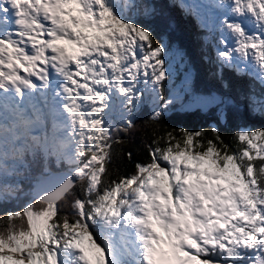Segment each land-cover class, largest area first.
I'll list each match as a JSON object with an SVG mask.
<instances>
[{
    "label": "snow or ice",
    "instance_id": "6c2138e0",
    "mask_svg": "<svg viewBox=\"0 0 264 264\" xmlns=\"http://www.w3.org/2000/svg\"><path fill=\"white\" fill-rule=\"evenodd\" d=\"M180 6L225 88L228 69L264 89V0ZM157 14L142 0H0V207L32 181L0 213V264H264V128L233 147L215 125H163L177 104L226 122L235 102L166 94L169 45L139 22ZM244 99L264 117V91ZM145 106L150 161L113 178Z\"/></svg>",
    "mask_w": 264,
    "mask_h": 264
},
{
    "label": "trees",
    "instance_id": "16d2710c",
    "mask_svg": "<svg viewBox=\"0 0 264 264\" xmlns=\"http://www.w3.org/2000/svg\"><path fill=\"white\" fill-rule=\"evenodd\" d=\"M145 3L154 4L158 14L151 19H140V23L149 25L154 31L157 39L166 42L183 53L192 71V89L197 94L208 95L217 93L230 97L235 106L227 109L228 117L226 122H221L218 116V108L212 107L207 111L193 110L179 112L173 110L164 120L163 125L169 129L184 128L190 131L201 129L210 130L215 125L219 128L226 143L235 146L234 134L242 129L252 130L264 128V117L254 115L248 108L245 95L250 89H255L257 93L264 91L258 81L251 77L238 76L233 71L224 70V80L228 87L225 88L223 82L214 75L217 65L214 62V53L211 46L204 44V37L207 36L204 30L196 23V18L187 14L178 7V0H142ZM206 57H213L212 62ZM151 108L145 106L139 113L136 120V128L123 138L128 143L123 149L117 150L114 157L113 167L116 171L113 178L119 175H131L135 172L136 163H147L150 161L148 145L151 144L152 124L149 121ZM209 135L210 131H209ZM131 151L133 159L129 160L127 152ZM23 191L18 194V199L12 203L0 207V213L9 210H20L30 197L25 195L32 187V181L21 180Z\"/></svg>",
    "mask_w": 264,
    "mask_h": 264
},
{
    "label": "rangeland",
    "instance_id": "374dc122",
    "mask_svg": "<svg viewBox=\"0 0 264 264\" xmlns=\"http://www.w3.org/2000/svg\"><path fill=\"white\" fill-rule=\"evenodd\" d=\"M180 2H181V0H178V2H177L178 7L180 9H183L180 6ZM185 2L186 3L190 2V0H185ZM198 2H199V0H198ZM206 12H208L209 14L219 15L218 12H215V10H212V9H206ZM196 23L199 26L197 18H196ZM205 33L208 35V33L206 31H205ZM219 35H220L219 33H216L217 37ZM169 49H170V52H171V56H170V59H169V62H168V67H169V70L171 72V80L168 83V86H167V89H166V94H171L172 92H179L181 94V97H182V102L184 104H189L197 96H203V94H201V95L197 94L192 89V78H193L192 77V71L190 69V66H189L185 56L183 55L182 58L180 56H178L176 54L178 49H176L173 46H171V47L169 46ZM186 81H187V84H186ZM173 110H177L179 112H185V111H193V110H196V109L183 110V109H181L180 104H177ZM197 110H199V109H197ZM247 129H251V128H247Z\"/></svg>",
    "mask_w": 264,
    "mask_h": 264
}]
</instances>
